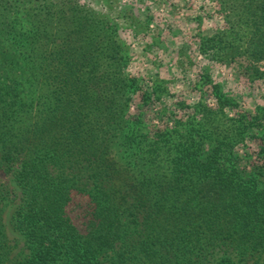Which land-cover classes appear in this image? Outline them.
Segmentation results:
<instances>
[{"label": "trees", "instance_id": "16d2710c", "mask_svg": "<svg viewBox=\"0 0 264 264\" xmlns=\"http://www.w3.org/2000/svg\"><path fill=\"white\" fill-rule=\"evenodd\" d=\"M41 1L0 0V166L29 250L8 255L0 188V264H264V159L238 166L243 119L202 108L151 134L128 115L138 82L106 20ZM221 2L213 58L263 59L264 0Z\"/></svg>", "mask_w": 264, "mask_h": 264}, {"label": "rangeland", "instance_id": "374dc122", "mask_svg": "<svg viewBox=\"0 0 264 264\" xmlns=\"http://www.w3.org/2000/svg\"><path fill=\"white\" fill-rule=\"evenodd\" d=\"M75 2L106 20L125 43L126 71L138 82L129 117H143L153 134L154 128L201 119L202 108L222 110L225 121L242 118L246 124L243 138L233 147L240 169L263 165L264 58L255 61L244 54L228 60L213 58L207 41L229 29V11L221 0H51L57 10L74 7ZM38 4L30 3L19 14L34 13ZM22 19L26 24L27 18ZM220 97L231 104H222ZM11 178L0 166V188L10 191L3 213L8 255L22 257L29 250L10 221L20 202ZM82 199L78 196L75 201ZM67 208L70 212L72 203Z\"/></svg>", "mask_w": 264, "mask_h": 264}]
</instances>
